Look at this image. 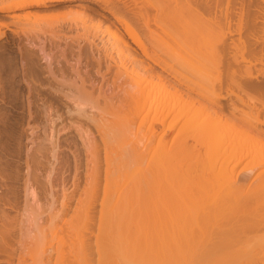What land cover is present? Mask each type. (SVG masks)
Instances as JSON below:
<instances>
[{"label": "bare ground", "instance_id": "6f19581e", "mask_svg": "<svg viewBox=\"0 0 264 264\" xmlns=\"http://www.w3.org/2000/svg\"><path fill=\"white\" fill-rule=\"evenodd\" d=\"M5 1H7V2H5ZM84 1L97 2L99 4V6H101V8L104 11H106V13L108 15H110L112 17L113 21L111 20V22L108 25L109 27L106 26L105 28H108V31H109L108 33L111 36L110 37L108 35V37H110L111 39L113 38L112 40L114 42V45L113 46L110 45L111 48L115 47L114 50L116 52H119V55L116 54V56L117 55L120 56L122 54V53L120 54V52H123L122 55H125V58L127 57L126 62L129 61L128 63H126L124 60V56L122 58L121 57L117 58L118 60L120 58L123 59V62H125L124 64H127V69L125 71L126 72L130 71L131 70L130 68L132 66L130 68H128V65L133 64L134 66L132 69L135 70L136 68H138L137 69L138 71L144 72V73L148 71L150 73V75L148 77L149 79L146 78L147 76L144 77L142 75L144 77L143 79L146 80L145 82H144V80L143 81L136 80V83L133 84V85H135V87L132 88V89H135L134 94L131 93L130 90H129V93L128 92L126 93V90H123V91H125V93L127 94L126 96H128V97H126L124 95L126 97V98L124 97L125 100L121 99V100H123L122 102H120L118 100L120 104L122 103L121 106L125 105L124 107H126L129 104V108L131 109L129 114L132 115V118L130 119L127 116L129 118L127 120V117H126V120H127L126 124H128L127 127H125L126 128V135L128 133L129 136L130 135L132 136L133 135V133H132L133 129H135V128L138 129L135 132L133 140H132V138H130V141L128 142V146H126V148H127L126 150H128L127 152H129V153L123 152L124 149H122V150L120 149L122 152L121 153L118 149L117 151L120 152V155L123 153H126V154L121 155L124 157V159H122L121 156H120L121 159L120 158L116 159L117 164H116V162L112 161L116 165H113L112 162H110V160H108V159H110L111 156L108 155L109 156V157H107L108 159H106V156L104 157V160L105 159L108 160L107 161L108 164L106 163V161H104L107 164V166H106L107 170L106 169L102 170L103 172L106 171V172H104L105 173L104 177L100 174L104 178V180L102 177L97 176V177H100V180L102 179L104 181V185L100 189L97 190V188H96V187L99 188V186H98V182H100V180L98 181L99 178L98 179L95 178L96 175L94 177L95 179L93 178L94 181L97 179V186L94 184V183H96V181L93 182L92 179L89 178L92 181V182L90 181L91 184L93 183L92 186L93 185L96 186L95 187L96 190L92 187H91V189H89L90 191H92L94 189L92 192L93 194L95 193L94 191L98 192L99 190L102 189L101 198H98L100 200V204H98L100 206V207H98L99 212H100L99 213L100 216H98L99 219L97 218L98 224L97 223L95 224L93 222V218H96V214L94 212L97 211V213H98V210H97V208L95 210V207H97V206H96V203H94V200L92 201L91 198H89L93 195V194L91 195L90 191H89L90 194L88 193V194H86V196L91 195V196H87V197L89 198V200H91L93 202V204H95L94 205L95 211H93L94 214L91 213V215H95V216L90 215L91 217H89V213L93 210V209L91 210V207H93V206L89 205L91 203H90V201H88V198H86V196H85V193L88 192L87 188H86V191H83L84 193H82V194H84L83 198L80 197L81 201L78 199V203L80 201V205H82L83 204L82 201L84 199H87L86 201H88V202H86V204H83L84 205L83 207L76 204L75 205L76 208H80V209L76 212L74 211V213H73L74 217L72 214V217L69 218V220L66 219L69 222H67L65 220L67 222V224L68 223L70 224V227H69L70 229L74 228V227L76 228L75 231H74V229L72 231L69 230L72 233H70L68 231L69 234H67V232H66V235L68 236L67 239L69 238L70 234L72 235L73 233H75L79 229L78 226L81 223H83V225L86 222L88 223L87 220L89 218L92 219L91 222H93V223H90V225L95 224L96 225L95 228L97 229L99 234L97 236L94 235V237H92V239L94 240V243H90L88 241H91V240L88 239V241H87L88 237L84 234L81 235L82 233L79 232V233H81V234H79V235H81V238H79V241L76 240L77 237L74 238V243H76V242L77 243H76V247H74L75 244L72 243V245L74 244L72 246L73 250L71 249V246H70V243L72 242L70 240L71 238L68 239V240H70V243L68 242L69 243L68 246H70V247H68V246H66L67 240L65 241V239H63V237H62L61 241L65 243V244H63V248H64V246L69 248L67 250V254H68V252H69V254H70V252L72 253V255H70V256L75 259L74 260L75 264L76 263L77 264H80V263L81 264H90V263H92V264H95V263L96 264H105V262L111 263L112 261L111 262L108 260L106 261V259L111 258V255L114 254L113 252H115L116 248L114 249V245L112 244V242H113V239L115 237H116L115 239L117 240V237L120 235L122 237L120 240L123 241V243L126 246V248H124V250H126L128 248L127 253L128 252L131 253V255L133 257V258H125L127 260V261L126 260L125 261L129 262V263L132 261V263H138V264H264V76H260V78L258 79L260 74L264 75V67L258 68V65L256 66V64H255L256 62L255 61H254L255 63L252 62L254 58L252 59V61H247L249 59V58H246L247 54L245 57H243V59H247L246 60L247 62L243 63V60H241V59H240L241 61L236 60L237 57L235 58V56L233 55L234 54L233 52L229 51L232 54V56H230L229 55L230 53L228 52L229 43H230L229 41H231V39L233 40L232 36H230L231 39L228 36L230 34L232 35V33H233L232 31H235L233 28V27H235V25L233 26L231 24L232 23L231 20H233V19L235 20V18H236L235 14H236V11H238V10L234 11V9H235L234 7L239 6L240 12H237V14H238L237 18L242 20L241 18L245 17L247 20L245 23L246 26H244V27H246L245 28L246 32H245V29H243L244 35L246 33L248 34V37L246 36V38H248V39L254 38V37L259 38L261 36L260 34H262V32H264V31H257L256 28L264 30V0H226V4H227L226 7L228 8V4H229V6H231L234 9H233V12L231 11L232 14H231V12L227 13L225 11V17L224 18L222 17L223 11L221 12V9L219 8V7H221L220 5L222 4L221 2L223 0H154V1L151 0L152 1V2L150 1L151 4L149 2H147L149 4L148 9H151V10H148L147 6L145 7L146 9L142 10V12H140V10H139L140 13H138L137 15H139V19L141 22L138 20V17H137V21L140 23H143L144 27L147 28V29H145L146 31H148V29L150 30V31H148V33L151 32V33H149L150 36L153 34L151 28H149L152 25V24H149L150 22L152 23V21H154L153 24L155 23L158 25V24H160V23H158V22H160L159 19L161 20V22L163 21L164 18L166 20H167V18L169 19V17H167L168 16L167 13H166L167 18L164 16L165 15L164 12H166V10H167L166 9L167 7H165V3H166L167 4L166 6H169V4H170V6L168 8L171 7L172 11L170 10V13H172V15L175 17V19H176V17L177 18L180 17L181 24H182V22H184L185 25H188V24H189V26L191 25V27L188 26L189 28H193L194 27L193 25H195V28H193L194 30L190 29V32L193 34L188 32L189 31L188 27L185 28L184 30H182V31L186 32V37L192 38V36H190V35H194L196 33V35L198 36V35L202 34V32H203L202 35H207V36L212 38V41H214V44H215V48L218 47L217 49H219V51H220L219 53L222 54L223 60H225L224 61L225 64L223 63L221 65V67H219L217 69L214 68L215 70L213 68H212L213 69L212 70L208 66H206L208 69L206 67L204 69H207V71L210 70V71H208V74H207V71L204 72V69L203 70L200 69V71L198 70V74H197L199 76L198 78H197V76L190 73V75H193L191 77L188 74L189 78H191V79H188V77H185V79H184V77H183L184 75H181L180 72H179L180 73L179 74L177 70L175 71L173 65L171 66L170 63L166 64L167 61L165 63V60H167V59L163 60V58H161V56H162L161 54H159V55H161V56H159V55H157V52L155 53L154 51H152V52H154V54H152V52H150L151 54L148 53V51L146 50V47H144L143 44L141 45V43H140L141 40L139 39L140 37H137V34L134 31V29H132V27H130L131 26L130 23L127 20H125L122 15H120L121 13H119V14L117 13L118 11H116V10H121L122 8L119 9V7H118L116 9V7H113V5L111 6V3H109L110 1L108 2V0L106 2L105 1L101 2V0H19V1L16 0V2L10 1V0L9 1L8 0H0V13L6 14V16H9V17L10 16L16 17L17 15H7V13L17 11V10H22V9L27 10L30 8L50 7V6H55V5L60 6V4L80 2V5L83 6V7H81L83 9L82 14H84V16L83 15H81V16L86 17L87 13H89V14L94 13L95 10H94V8H91L89 5L83 4L82 2H84ZM147 1H149V0H147ZM138 4H139V2H138ZM135 5L137 6V4H135ZM143 6H145V5H143ZM149 6H151V7L153 6L152 7L153 9L151 7L149 8ZM213 7H214V9H213ZM198 9H200V10L202 9L203 11H206L209 14V16H211V17H212L211 14L212 13L214 14V21L216 20L215 22H213V24L215 23L214 27L212 26V24H210L213 28L212 27L208 28V26H202L203 24L202 25L200 24L201 19H200V22H199V20L196 21L197 23H199V25H196L195 19L197 20V18L199 17L197 15ZM225 10H227V9L225 8ZM245 10H247L246 13L244 12ZM124 11H126V10H124ZM153 11L155 13H152ZM160 14H163L162 15L163 19H161V17H159V16H161ZM201 14H200V16H201ZM239 14H240V17H239ZM124 15H127V14L124 13ZM231 15L234 16V18L233 19L231 18V20H229L230 19L229 17H232ZM67 16L65 15V17H67ZM193 16L195 17V19ZM33 17H34V15H33ZM69 17H70V15H69ZM73 17H72V19H73ZM87 17H88V15H87ZM217 17H219L221 19L219 20ZM30 18L31 17H29L28 20H30ZM34 18H37V17H34ZM39 18L41 19L39 21L42 22L44 19L51 18V17H46L44 19H42L41 17H39ZM53 18L55 19V17H53ZM60 18L61 17H59L57 19H60ZM105 18H107V17H105ZM165 19H164V21H166ZM175 19H174V21H175ZM180 19H177V20H180ZM258 19L260 22H257ZM47 20H49V19H47ZM172 21H173V17H172ZM37 22L38 21L35 19V24ZM168 22L170 23L169 20H168ZM175 22H177V21H175ZM192 22L195 24H192ZM1 23H3V22H1ZM4 23H6V22H4ZM165 23H167V22H165ZM179 23H180V21H179ZM179 23L177 22V25ZM116 24L119 25V27L123 30V32L119 31L120 29L117 28ZM163 24H164V22H162V24H160L162 26H159V25L158 26H159V28L160 27L163 28V26H164L167 29L166 32H165L166 29L163 30L164 32H162V30H161L162 28H160L161 31L159 30V32H162V35L165 37V35H167V34L164 35V33H168V28L166 27L167 24L166 25L165 24L163 25ZM168 25H170V24H168ZM200 25L202 27H200ZM239 25H240V21H239ZM240 26H242V25H240ZM173 27L175 28V26H173ZM177 27L183 28L182 25L180 27L179 26H177ZM203 27L205 29H203ZM27 28H28V26H27ZM43 28H44V26H43ZM51 28H52V26H51ZM112 28H114L115 30ZM207 28L209 29L210 32L208 31ZM239 29H240L239 30V32H240L241 27ZM254 29L256 31H253ZM86 32H88V31H86ZM91 32H92V29H91ZM97 32L99 34V31H97ZM197 32H199L200 34H198ZM241 34L243 35V33H241ZM1 35H2V33L0 34V36ZM60 35H62V34H60ZM154 35H156V33L153 34L154 39L149 38L151 40V42L153 41L154 44L153 43L152 44L150 43V44L155 46V44H156L155 42H157L156 47L159 50L160 47H158L159 46L158 43L161 44L160 46H162V43H161V41H159V39H157L160 37H158V35H157V38H155L156 36H154ZM162 35H161V37H162ZM75 37H73V38H75ZM93 37H95V36H93ZM261 37H262V39H264V34H262ZM165 38H163V40ZM169 39H167V40H169ZM242 39H239V40L241 41ZM101 40H103V39H101ZM108 40L109 39L107 38V40H105V41H108ZM251 40L253 41V39H251ZM260 40L261 39H259L258 41H260ZM30 41H31V39H30ZM111 41H110V43H111ZM243 41H244V39H243ZM252 41L250 43H248L247 41L246 42L248 45L249 44L252 45ZM113 42H112V44H113ZM165 42H167V41H165ZM261 42L264 43V41H261ZM109 44L107 45V47L109 46ZM135 44L139 45V47H140L139 49L141 50L140 54H141V56H143L144 59L139 57L140 56L139 53H138V55H136V53L138 51L134 50L135 47H133V45H135ZM216 44H219V45H217V47H216ZM231 44H233V43H231ZM253 44H255V41L253 42ZM103 45H105V44H103ZM164 45L165 44H163V46ZM248 45H246V46H248ZM251 45L248 46V49L246 46H245L246 47L245 48L244 45L242 47H243V49H247L250 51V49H252ZM93 46H94V44H93ZM110 46H109V48H110ZM250 46H251V48H250ZM164 47H166V46H164ZM197 47H199V46H197ZM157 48H156V50L155 49H153V50L157 51ZM253 48L255 50L256 47L253 46ZM262 48H264V47H262ZM262 48H261V50H264ZM210 49L211 48H209V50ZM96 50H97V48H96ZM104 50H106V49H103L101 51H104ZM254 50L252 51L253 53L256 51V50L255 51ZM98 51H99V47H98ZM111 51H112V49L109 50V52H110L109 54L112 53ZM134 51H136V53ZM162 51L164 52V49H162ZM249 51H247V53ZM245 52H246V50H245ZM256 52H258V51H256ZM260 52H262V51H260ZM249 53H251V52H249ZM249 53H248V56H249ZM106 54L108 55V52H106ZM113 55H115V54H113ZM113 55L112 56L110 55V56L113 57ZM257 55L258 54H255V56H257ZM191 56H193V55H191ZM258 56H260V55H258ZM258 56H257V58H258ZM261 56H264V55L261 54ZM106 57H109V56H106ZM181 57H182V55H181ZM145 58L150 60V62H152V64L158 66V68L160 67V69L163 70L162 72H164V70H166V71L168 70L171 73L173 72V75L169 73L170 76L171 75L173 76V79H174V73L177 77L179 76L178 77L179 79H177L175 76V78H176L175 80L177 81L178 84L184 85L183 89H184V92H186V93H184V92H182V93L185 95L180 93L183 90L182 87L180 88L181 90H179L178 87H175V85H177V84H175V82H173V84H172L171 82L166 81L165 78H167L168 76H166L165 78L162 77L161 71H159V73L161 72L159 74V73H157L158 72L157 69H156L157 71L153 70L154 68L152 67V65L150 66L152 68L149 67L150 63L145 65L144 61H142V59L145 60ZM259 58H261V59L259 60ZM259 58H258V60L260 62H262V57H259ZM27 59H28V57H27ZM113 59L115 60L116 58L113 57ZM114 60H113V62L116 63V61H114ZM120 60L118 62H121ZM109 62H111V64H112L111 60H109ZM123 62H122V64H123ZM198 63H199V61H198ZM111 64L108 66H111ZM147 65H148V68H147ZM117 66H118V64H117ZM119 66H120V63H119ZM115 67H116V65H115ZM123 67L125 68L126 66H122V68ZM107 68H110V67H106V69ZM118 69L117 70L120 71L121 68H118ZM128 69H130V70H128ZM107 70L109 71V69H107ZM107 70H106V73L108 74ZM134 70L133 71L131 70V71L134 72ZM131 71H130V73H131ZM167 72H165V73H167ZM209 72H212V73H209ZM118 73L119 72H117V75H118ZM201 73H204V74L202 75ZM114 74H116V72ZM126 74L128 75V73H126ZM134 74H136L134 76H138L136 73V70H135ZM39 75H41V74H39ZM102 75H101V77L103 78V80L101 81V83L104 81V77H105ZM117 75H114L116 78H113V79L117 80L120 77V76L117 77ZM147 75H148V73H147ZM180 75L183 79L180 77ZM134 76L131 73L130 78L131 77L135 78ZM133 78L131 80L134 83L135 81H133ZM195 78H196V80H195ZM36 79H38V78H36ZM140 79L142 80V78H140ZM63 80H64V78H63ZM116 80H115V82H116ZM171 81H173V80H171ZM115 82L113 81L112 84L113 83L115 84ZM157 82H159V83L162 82L160 84L163 86V90L161 87L160 88L158 87L157 89H155ZM30 83H32V82H30ZM60 83H62V82H60ZM108 83H109V81H108ZM159 83H158V85L161 86ZM102 84H101V87H102ZM61 85H65V84L62 83ZM118 85H120V84L118 83ZM129 85H132V84H129ZM133 85L131 87H133ZM110 86L113 87V85H110ZM115 87H116V84H115ZM121 87H122V85L119 86L120 89H122ZM81 88H82V86H81ZM117 89H118V87H117ZM164 89L167 91H165ZM114 90H115V88H114ZM79 91L80 90H78V94H79ZM162 92L165 94L163 95ZM100 93H101V91H100ZM120 94H124V93H120ZM191 94H194V96L196 95L195 96L196 98L194 96H192ZM63 95H65V94H63ZM75 95L76 96L73 95L74 100H77V98H79V97H77L78 96L77 94H75ZM182 95L184 96V98L186 96V98L185 99L182 98L183 97ZM99 97H101V96H99ZM191 97H193L195 99H193ZM71 98H73V97H71ZM91 98L92 97H90V99ZM82 99L80 100L81 102L84 101V100L82 101ZM127 99H129V100H127ZM110 101L113 102L112 100H110ZM89 102H91V100ZM94 102H96V101H94ZM78 103L79 102H77V104H75V105H77V107H80L81 105H79ZM84 103H85V101H84ZM116 106H117L116 108L114 106H112V107H114L116 110L119 109L120 105L119 106L116 105ZM77 107H76V109H77ZM86 108H87V106H86ZM93 108H96V107H93ZM122 108H123V106H122ZM109 109H111L110 106H109ZM109 109H108V105H107V110L104 109L101 111H103V113H105ZM120 109H121V107H120ZM82 111L84 113L85 108H84V110L83 109L81 110L79 108V110L77 111V115L83 116ZM79 112L82 115H80ZM110 112L111 111L109 110L108 113L110 114ZM113 112L114 111L111 112L112 115L117 114V112L116 113H113ZM121 113H122V111H121ZM87 114L88 113L86 111V115ZM118 114H119V112H118ZM123 114H124V111H123L122 115ZM99 115H101V114H99ZM117 115H115V116H117ZM90 116H91V114H90ZM104 116H105V114H104ZM93 117H96V116L94 115ZM96 118H98V116ZM118 118L121 119L122 117L120 116ZM89 119H90V117H89ZM136 119H138V120L140 119L138 121V123H137ZM99 120L103 121L102 118H99ZM108 120H109V118H108ZM124 120H125V118H124ZM118 122H119V120H118ZM107 123H109V122H107ZM110 123H111V121H110ZM98 124H99V122H98ZM119 126L120 125H118V127ZM133 126H134V128H133ZM104 127H105V125H104ZM106 127H107V125H106ZM114 127H116V126L113 125V128ZM119 130H120V128H119ZM109 132L110 131H108V133ZM110 133L114 134V132H110ZM110 133L108 134L109 136H110ZM123 133L124 132L122 131V134ZM105 134H106V132H105ZM102 135L105 136L104 134H102ZM111 136H113V135H111ZM111 136H110V138H111ZM118 136L115 135L114 138L116 139V137H118ZM105 137H107V136H105ZM125 137H122V138L125 139ZM104 139L106 140V138H104ZM109 139L107 141H109ZM115 139H114V141H115ZM111 140H113V138ZM116 141H117V139H116ZM121 141L119 140V142H117V143L121 144V146L124 148V146H125L124 144H126L127 140H125L126 142L124 141L125 143L123 145H122V143H120ZM116 145L117 144L115 143L114 148H122L120 145L118 147H116ZM105 146H107V147H105ZM105 146L104 147L106 149L109 148L108 147L109 145H105ZM105 148H104V150H105ZM111 148H112V146L110 147V151L113 152L114 150L113 149L111 150ZM108 151H109L108 149L106 151H103L106 153V154L104 153V155H107V153H110ZM117 151H115V153H117ZM110 154H112V153H110ZM118 155H119V153H118ZM116 156H117V154H114V152H113V158ZM114 160H115V158H114ZM96 162H98V161H96ZM98 165L99 164H96V167ZM103 165H104V163H103ZM112 165L114 167H112ZM93 166H94V163H93ZM108 166H110L111 168L109 167V169H108L107 168ZM92 169H91V171H92ZM94 169L96 170V168H94ZM99 169L101 170V168H98L97 171H95V170L94 171L100 172V171H98ZM92 172H91V175L89 173L91 178L93 176ZM95 172L93 174H95ZM10 174H12V173H10ZM90 182H89V185L91 186ZM100 183H99V185H100ZM7 185H9V184H7ZM99 193H100V191H99ZM94 196H96V194H94ZM92 198H93V196H92ZM95 202L98 203L97 200H95ZM77 206H80V207H77ZM1 211H3V210H1ZM75 213H76V215H75ZM115 214L117 215V218L115 217L116 219L113 218ZM112 215H113V217H112ZM58 216H60V215H58ZM111 217H112V219H111ZM72 218H74V219H72ZM0 219H2L5 222V223L3 222L4 224H6V221L4 218H0ZM52 219H54V218H52ZM71 219H72V221H71ZM2 220L0 222L1 225H3ZM65 221H64V227L65 228L63 227V222H62V225H59V226L57 225L58 226L57 228H59V227H61L62 229L64 228L65 231L67 229H69L68 225H67V227L65 226L66 225ZM112 222H113V224H112ZM50 223H51V221H50ZM75 224H76V226H73ZM83 225H81V226H83ZM86 225H85V228H86ZM1 228L2 227H0V230L2 231V232H0V250L2 249L1 243L7 237L8 238L6 240L10 239L9 238L10 236H8L7 234L4 233V232H6V233L8 232L6 230L7 228H2V229ZM85 228L83 229L84 231L86 230ZM89 228H90V226H89ZM3 229H4V232H3ZM62 229H61V231H62ZM90 229H92V228H90ZM11 231L12 230H10L9 232L11 233ZM106 231L113 232V234L111 233L112 235H110L111 237L108 236L109 234H106L105 238H104L103 234ZM86 232H87V230H86ZM6 235H7V237H5ZM74 235L78 236V233L74 234ZM113 235L114 236L116 235V236L113 237ZM83 236H86V238ZM71 237H73V236H71ZM118 238H120V237H118ZM75 240H76V242H75ZM104 241H107L106 243L108 244V247L110 248V249L108 248L109 249L108 251L104 250L105 248H102L103 247L102 245L105 244ZM5 242L6 241H4V243ZM5 244L8 246L13 245V244L11 245V243L8 244V242ZM61 248H62V246H61ZM119 248H120V246H119ZM4 249H5V247H4ZM57 249H56L58 252L57 255L62 250H64V249L60 250V247ZM147 249L149 250L150 253L147 251ZM70 250H72V251H70ZM119 250H121V249H119ZM3 252L4 251H2V253ZM7 253L9 254V252H7ZM67 254H65V255H67ZM65 255H64V257H65ZM131 255H130V257H131ZM10 256H12V255H10ZM10 256L8 258H10ZM57 257H56V259H57ZM64 257H63V253H62V258H61V253H60V258H58L59 264H61L60 261H63L65 259ZM113 257L116 258V256H114V255H113ZM66 258H67V256H66ZM68 258L66 259V262H67ZM88 258H89V260H92L90 258H93V261L88 262L89 261ZM94 258H96V259H94ZM114 258H113V263H111V264H114V261H116ZM70 260H72V259H70ZM110 260H112V259H110ZM121 261L123 262L122 258H121ZM55 262L57 263V260H55ZM69 262H71L70 264H73L72 261H69ZM126 262L125 263L123 262V263L126 264ZM116 263L117 262H115V264ZM132 263H130V264H132Z\"/></svg>", "mask_w": 264, "mask_h": 264}, {"label": "rangeland", "instance_id": "374dc122", "mask_svg": "<svg viewBox=\"0 0 264 264\" xmlns=\"http://www.w3.org/2000/svg\"><path fill=\"white\" fill-rule=\"evenodd\" d=\"M10 1L16 2V0H10ZM102 1L106 2L107 0H101V2ZM150 1L151 0H149V1H147V0H108V2L111 3V6L113 5V7H116V9L118 7H119V9L122 8L121 10H116V11H118L117 13L118 14L121 13L120 15H122L123 18L130 23V25H131L130 27H132V29H134V31L137 34V37H140L139 38L141 40L140 43H141V45L143 44V46L146 47V50L148 51V53L154 51L155 53L157 52V55L161 54L162 56L161 55H159V56H161V58H163V60L167 59V60H165V63L167 61L166 64L170 63L171 66L173 65L175 71L177 70L178 73L180 72L181 75H184L183 76L184 79H185V77H188V79H191V78H189L190 73L197 76V78H198L199 77L197 75L198 70L199 71H200V69L203 70L206 66H208L210 69H212V68L217 69V68L221 67V65L224 63L225 60H223L222 54H220L219 49H217L218 48L217 45H219V44H216L217 48H215V44H214V41H212V38L207 36V35H202L203 32H202V34L197 32L201 36L200 35L197 36L196 33L194 35H190V36H192L193 39L191 37L190 38L186 37V32H184L182 30L187 28L189 26V24L185 25L184 22H182V24H181L180 17H178V18L176 17V19H175V17L172 15V13H170L171 7L168 8L170 6V4H169V6H166L167 4L165 2H164L165 7H167L166 8L167 10L168 9L169 10L168 11L166 10V12H164L165 13L164 16L166 17L168 15L167 17H169V19L166 17L167 20L164 18L166 20V21H164V19L162 18L163 14H160L161 16H159V17H161V19H163L162 22H164L165 25L167 24L166 27L168 28V33H164V35L167 34L168 36L165 35V37L166 38L168 37L167 39L170 38L169 39L170 41L167 40L162 35V32H164L163 30L166 29L164 26H163V28L160 27V28H162L161 29L162 32H159V30H160L159 26H162V25H160V24H162V22L159 19V21H160V22H158V23H160V24H158L159 26L155 23L153 24L154 21H152V23L151 22L149 23V24H152L151 27H149V28H151L153 34L156 33V35H154V36H156L155 38H157V35L162 40H163V38H165L164 40L167 42H165L164 40L162 41L160 38H157V39H159V41H161L162 46H163V44H165L164 46H166V47H164V46L162 47V46H160L161 44L158 43V45H159L158 47H160L158 50V48L156 47L157 42H155V41H154L156 43L155 46L151 45L153 43V41L151 42L150 39H154L153 34L150 36L149 33H151V32L148 33V31H150V30L149 29H148V31L145 30L147 28L144 27L143 23H140L141 21L139 19V15H137L138 13L142 12L143 9H146L145 8L146 6L148 9L149 4L147 2H149L151 4L152 1L151 2ZM5 2H7V1H5ZM138 2H139V4H138ZM82 3L85 5H89L91 8H94L95 12L90 13V14L87 13L88 17L86 14H85L86 17H83L84 16V14H82L83 9L81 8L83 6L80 5V2H75V3L73 2V3L60 4V6L55 5V6H50V7L30 8L27 10L22 9V10H17V11L7 13V15H17L16 17H11V16L9 17V16H6V14L0 13V34L2 33V35L0 36V133H1L0 134V144H1L0 145V149H1L0 150V166H1L0 167V179H1L0 180V187H1L0 188V218H4L6 221V224H4L5 222L2 219H0V222H1V220H2V223L4 222L3 225H1V223H0V227L7 228L6 230L8 232L7 233L4 232V229H3V232L5 234H7L8 236H10L9 237L10 239H8L9 241L6 240L8 238L7 235L5 236V237H7L4 240V241H6L5 243L8 242V244H10V243H11V245L13 244L12 246L9 245L10 246L9 247L8 245H6L4 243V241L1 243V246H2L1 248L3 249V250L2 249L1 250L4 251L3 252L4 254L0 250V252H1L0 253V264H59L58 258H60V253H61V258H62V253H63V257L65 254H67V250L69 248H67L66 246H68V244L70 243V240L72 241L70 243L71 249L73 248L72 246L74 244H75L74 247H76V243H77L76 240L79 241V238H81V235H83V234L88 237L87 241H88V239L91 240L88 242L94 243V240L92 239V237H94V235L97 236L99 234V232L95 228V226H96L95 224L96 223L98 224V219H99L98 216H100V214H99L100 212L98 209V207H100L98 205V204H100V200L98 198H101V195H102V192H101L102 189L99 190L100 193H99V191L98 192L94 191L95 192L94 194H96V196H94V194L92 193L93 190L95 189V187L97 186V179L99 178L98 179V181H99L100 177H102V176L104 177V174H105L104 172H106V171L103 172L102 170L106 169V166L108 164L107 163L108 160H110V162H112V161L116 162V159L120 158L121 155L129 153V152H127L128 150H126L127 149L126 146H128V142L130 141V138H132V140H133L135 132H136V130H138L136 128L133 129V131H132L133 135L132 136L131 135L129 136L128 133L126 135V128L125 127H127V125H128V124H126L127 120L129 118L130 119L132 118V115L129 114L131 109L129 108V104L128 105L126 104L127 105L126 107H124L125 105H122L123 106V108H122V106H121L122 103L120 104L119 101L122 102L123 100H125L124 97L127 95L126 94L127 92L129 93V90L131 93L134 94L135 89H132V88L135 87V85H133V84L136 83V80H140V81L144 80V82H145L146 80L143 78L146 76H147L146 78H148L150 73L148 71L145 73L140 72L137 70L138 68H136L135 70H136V73L139 77L134 76V75H136V74H134L135 70L132 69L134 65L129 64L128 68H130L132 66L130 69L132 71L134 70V72H132L130 69H128V70H130L131 73L133 74V76L135 77V78H133V77L130 78L131 73H130V71H128V72L125 71L127 69V64H124L127 60V57L125 58V55H122L123 52H120V54L121 53L122 54L120 56H118L119 52H116L114 50L115 47L111 48V46H110V45H112V46L114 45V42L112 40L113 38L112 39L110 38L111 36L108 33L109 32L108 28H105V27L106 26L109 27L108 26L109 23L111 22V20L113 21L112 17L110 15H108L106 13V11H104L101 8V6H99V4L97 2L84 1ZM221 3H222L220 5L221 7H219V6L218 7L221 9V12L223 11L222 12L223 18L225 17V11L227 13L231 12V11L233 12L234 8H235L234 11L238 10V11H236V14L234 13L235 17H236L235 20L233 19L234 16L231 15L232 17H229L230 18L229 20H231V18L233 19V20H231L232 21L231 24L233 26L235 25V27H233L235 31L231 30L234 34L232 33V35L230 34L228 36V37L232 36V38H233V40H232L230 37L231 41H229L230 43H229L228 52L229 51L233 52L234 53L233 55L235 56V58L237 57L236 60H238V61L243 60V63L244 62L246 63L247 61H252V59L254 58L252 62L253 63L256 62L255 64H256V66L258 65V68L264 67V56H261V54L264 55V50H261V48L264 47V43L261 42V41H264V39H262V37H261L262 34H264V32H262V34H260L261 38L260 37L259 38L254 37V38H249V39L246 38V36L248 37V34L246 33L244 35L243 29L246 28L244 26H246L245 23L247 20L245 17L241 18L243 21L240 20L239 18H237L238 17L237 12H240L239 6H237V7L235 6L234 8H232L228 4V8L230 7L232 9L231 10L230 8L228 9L226 7V5H227L226 0H223ZM135 4H137V6ZM143 5H145V6H143ZM138 6L139 7L141 6V7L139 8ZM150 7L151 6H149V8ZM225 8L227 10H225ZM213 9H214V7H213ZM124 10H126V11H124ZM139 10H140V12H139ZM148 10H151V9H148ZM198 10H197V15L199 16L198 17L199 19L197 18V20H196L195 17L193 16L195 19L196 25H199V23H197L196 21L199 20V22H200V19H201L200 24L201 25L203 24L202 26H208V28L212 27V26L214 27L215 23L213 24V22L216 21V20L214 21V14L212 13L211 14L212 17H211V16H209V14L206 11H203L202 9L201 10L203 12L200 9H198ZM154 11L152 13H155ZM246 11L247 10H245L244 12L246 13ZM123 12L127 15H124ZM232 12H231V14H232ZM166 13H167V15H166ZM200 14H201V16H200ZM33 15H34V17H37V18H34ZM65 15L66 16L68 15V16L65 17ZM69 15H70V17H69ZM81 15H83V16H81ZM29 17H31L30 20H28ZM39 17H41L42 19H44L46 17H51L52 19L46 18L42 22H40L39 20H41V19ZM53 17H55V19ZM59 17H61V18L57 19ZM72 17H73V19H72ZM105 17H107V18H105ZM137 17H138V20L140 22L137 21ZM172 17H173V21H172ZM239 17H240V14H239ZM217 18L219 20L221 19L219 17H217ZM35 19L38 21L36 24H35ZM47 19H49V20H47ZM174 19L178 23L180 21V23L177 25V22H175ZM177 19H180V20H177ZM168 20L170 21V23L168 22ZM239 21H240V25H242V26L239 25ZM1 22H3V23H1ZM4 22H6V23H4ZM165 22H167V23H165ZM257 22H260L259 19ZM195 23L192 22V24H195ZM168 24H170V25H168ZM210 24H212V26ZM116 25H117V28L120 29L119 31L123 32V30L119 27V25L118 24H116ZM172 25L175 26V28ZM181 25L183 26V28L180 27ZM201 25H200V27H202ZM27 26H28V28H27ZM43 26H44V28H43ZM51 26H52V28H51ZM177 26H179L180 28H178ZM193 26H194L193 28H195V25H193ZM239 26L241 27L240 32L243 33V35L239 32V30H240ZM189 27H191V25ZM189 27H188V30H189L188 32H190V29L191 30L193 29V28H189ZM91 29H92V32H91ZM112 29H114V28H112ZM203 29H205V28L203 27ZM256 30L257 31H264V30H261L259 28H256ZM256 30L254 29L253 31H256ZM86 31H88V32H86ZM97 31H99V34ZM166 31H167V29L165 30V32ZM208 31H209V29H208ZM245 32H246V29H245ZM60 34H62V35H60ZM191 34H193V33H191ZM108 35L110 37H108ZM161 35L163 38L161 37ZM93 36H95V37H93ZM68 37L69 38L71 37V38L69 39ZM73 37H75V38H73ZM241 37L244 39V41L246 40L248 43H250L252 41L251 39H253L252 45L251 44H249V45L252 46L253 50H254L253 46H255L257 48V49L255 48V50L258 52H256L254 50L255 51L254 53L260 55V56L257 55L258 58L262 57V62L259 61L261 58H259V60H258L257 56H255V54L252 52L253 50L250 49L251 46L249 48L250 51L247 50L249 45L247 44L246 41L244 42ZM100 38L103 39L104 41L101 40ZM107 38L110 41L112 40L111 43L109 40L105 41V40H107ZM30 39H31V41H30ZM239 39H242V40L240 41ZM259 39H261V40L258 41ZM254 41H255V44H253ZM112 42H113V44H112ZM231 43H233V44H231ZM93 44H94V46H93ZM103 44H105V45H103ZM108 44H109L110 48L112 49L111 54H109L110 53L109 50H111V49L109 48V46L107 47ZM137 45L138 44L133 45V47H135V49L134 48L133 49L138 51L137 53H136V51H134V52L136 53V55H138V53H139V55H140L139 57L143 58V56H141V54H140V51H141L139 49L140 47H139V45L138 46ZM243 45H244V47L246 45H248V46H246L247 49H243V47H242ZM197 46H199V47H197ZM98 47H99V51H98ZM155 47L157 48V51H155L156 50ZM96 48H97V50H96ZM209 48H211L210 49L211 51L209 50ZM103 49H106V50L101 51ZM153 49H155V50H153ZM162 49H164V52L162 51ZM262 49H264V48H262ZM245 50H246V52H245ZM247 51L251 52V53L248 52L249 56H248ZM260 51H262V52H260ZM106 52H108V55L106 54ZM154 52H152V54H154ZM113 54H115V55H113ZM116 54H118V55L116 56ZM246 54H247V56H246ZM110 55L111 56L113 55V57L116 59L114 60L113 57H111ZM181 55H182V57H181ZM191 55H193V56H191ZM229 55L232 56L231 53ZM106 56H109V57H106ZM123 56H124L125 62H123V59H121ZM245 56H246V58H249V59L248 60L243 59V57H245ZM27 57H28V59H27ZM119 57H121L120 58L121 60L119 59L121 62H118L119 60L117 58H119ZM107 58L112 61V64H111V62H109V60ZM143 59H142V61H144V64L146 65V64L150 63L149 67L152 65V67L154 68L153 70H155V71L158 70L157 73H159V71H161V72L163 71L160 69V67L158 68V66L152 64V62H150V60H148L146 58H145V60H143ZM113 60L116 61V63L118 62L117 63L118 66L120 63V66L122 65V66H126V67L125 68L123 67L124 69L122 68V66L118 67L117 64L115 62H113ZM198 61H199V63H198ZM122 62H123V64H122ZM128 62H126V63H128ZM110 64L112 67L108 66ZM114 64L116 65V67ZM106 67H110V68H107V69H109V71L106 69ZM152 67H150V68H152ZM118 68H121L120 71H118L119 70ZM147 68H148V65H147ZM207 69H204V72H206ZM106 70L108 71V74L106 73ZM167 71L164 70V72H162V74H161L162 77L165 78L166 76H168L167 78H165L166 81L171 82L172 84H173V82H175V84H177V85H175V87H178L179 90H181L180 89L181 87L183 89L184 85L178 84L177 81L175 80L176 78L179 79L178 78L179 76L177 77L174 73V79H173V76H172L173 72L171 73V72H169V71L167 72ZM208 71H210V70H208ZM208 71H207V74H208ZM115 72H116V74H114ZM117 72H119L118 75H117ZM165 72H167V73H165ZM212 72H209V73H212ZM126 73H128V75ZM147 73H148V75H147ZM169 73L172 75L170 76ZM39 74H41V75H39ZM201 74L203 75L204 73H201ZM101 75L105 76L104 81L102 82L103 84L101 83V81L103 80ZM114 75H117V77H119V76L120 77L116 80V79H113V78H116ZM181 75H180V77H181ZM193 75H190V76L192 77ZM175 76H176V78H175ZM260 76H264V75L260 74L258 79L260 78ZM36 78H38V79H36ZM63 78H64V80H63ZM132 78H133V81H135L134 83L131 80ZM140 78H142V80ZM115 80H116V82H115ZM171 80H173V81H171ZM195 80H196V78H195ZM108 81H109V83H108ZM113 81L115 82L116 87H115L114 83L112 84ZM30 82H32L33 84ZM60 82H62L65 85H61L62 83H60ZM118 83L120 85H118ZM158 83L159 82H157V84H156L157 87L155 86V89H157L158 87L159 88L161 87L163 90V86L160 84L162 82L159 83L161 86H159ZM101 84H102V87H101ZM109 84L113 85V87L110 86ZM129 84H132L133 87H131L132 85H129ZM121 85H122V87H121L122 89L119 88V86H121ZM81 86H82V88H81ZM117 87H118V89H117ZM114 88H115V90H114ZM78 90H80L79 94H78ZM123 90H126V93ZM100 91H101V93H100ZM165 91H167V90H165ZM182 92H184V89L180 93H182ZM74 93L78 95L77 97H79V98L76 97L77 100H74V96H76ZM120 93H124V94H120ZM184 93H186V92H184ZM63 94H65V95H63ZM164 94L165 93H163V95ZM183 95H185V94H183ZM191 95L194 96V94H191ZM99 96H101V97H99ZM71 97H73V98H71ZM90 97H92V98L90 99ZM126 97H128V96H126ZM80 98L81 99L83 98L82 101L84 100L85 103H84V101L81 102ZM182 98H184V96ZM185 98H186V96H185ZM191 98H193V97H191ZM195 98H193V99H195ZM121 99H123V100H121ZM90 100H91V102H89ZM93 100L96 102H94ZM110 100H112L114 103L111 102ZM127 100H129V99H127ZM77 102H79L78 104L81 105L80 107H77V105H75V104H77ZM107 105H108V109H109V106L111 107V109H109L111 112L114 111L113 113L117 112V114L119 112V114H120L121 111H122V113L124 111L125 115L123 114L124 115L123 116L121 113L120 115L115 114V115H117V116H115V115H112L111 112L109 114L108 113L109 110L107 112L104 111L105 113H103V111H101V110H104V109L107 110ZM116 105H118V106L120 105L119 109L121 107V109H120L121 111L119 109H117L118 111L115 109L117 107ZM86 106L88 109L86 108ZM112 106H114L115 108ZM76 107H77V109H76ZM93 107H96L97 109L93 108ZM79 108L81 110L82 109L84 110V108H85L84 113L82 111L83 116L77 115V111L79 110ZM86 111L88 113L87 115H86ZM82 114L80 113V115H82ZM90 114L92 117L90 116ZM99 114H101V115H99ZM104 114L106 117L104 116ZM94 115L96 117L98 116V118L93 117ZM120 116L122 117L121 119L118 118ZM89 117H90V119H89ZM126 117H127V120H126ZM99 118H102L103 121L99 120ZM108 118H109V120L111 119L110 120L111 123L108 120ZM124 118H125V120H124ZM118 120L120 123L118 122ZM136 120L138 123V121L140 119L139 120L136 119ZM106 121L109 122L110 124L107 123ZM98 122H99V124H98ZM104 125H105V127H104ZM106 125L108 128L106 127ZM113 125L116 126V127H114L115 129L113 128ZM118 125H120L121 127L120 126L118 127ZM119 128H120V130H119ZM133 128H134V126H133ZM104 131L106 132V134ZM108 131L114 132V134H111L109 132L110 136L113 135V136H111V138L108 135L109 134ZM122 131L125 134L124 133L122 134ZM102 134H104L107 137L103 136ZM115 135H117V136L119 135L118 137H116L117 141L114 138ZM122 137H125V139ZM104 138H106V140ZM107 138L109 139V141H107L108 140ZM112 138H113V140H111ZM114 139L116 142L114 141ZM119 140L120 141L122 140L120 142V143H122V145L126 142L125 140H127L126 144H124L125 145L124 148L121 146V144L117 143V142H119ZM114 142L117 144L116 147H118L120 145L122 148H114V145H115ZM105 145H109L108 146L109 148H107V149L109 150L108 152H110L112 154L107 153V155H104L105 152H103V151L107 150L105 148L107 146H105ZM111 146H112L111 150L113 149L114 154H117V156L114 157L115 160L113 158V152L110 151ZM104 148H105V150H104ZM118 149L120 152L122 149H124L123 152H126V153H123L120 155V152L117 151ZM115 151H117V153H115ZM118 153H119V155H118ZM108 155L111 156L110 159L107 158V157H109ZM105 156H106V159H108V160H106V159L104 160ZM121 158L124 159L123 156H121ZM96 161H98V162L100 161V162L98 163ZM104 161H106L107 164ZM93 163H94V166H93ZM95 163L99 164L97 167L101 168V170L100 169L98 170L100 172H95L98 169L96 167ZM103 163H104V165H103ZM112 164L116 165L117 162H116V164L112 162ZM113 165H112V167H114ZM110 166H108L107 168L109 169ZM92 168L93 169L96 168V170L94 169L95 170L94 171ZM91 169L93 172L91 171ZM91 172L93 175L92 178L90 177ZM94 172H95V174H93ZM10 173H12V174H10ZM89 173H90V175H89ZM95 175H96V177H95ZM97 176H100V177H97ZM94 177L97 178L95 180L96 183H94L96 186H94V185L92 186L93 183L91 184L92 181L95 182L93 180ZM89 178L92 179V181ZM103 180H104V178H103ZM103 180L102 179L100 180V182L102 181L101 183L98 182L99 188L96 187L97 190L100 189L104 185ZM89 182H90L91 186L89 185ZM99 183L101 186L99 185ZM7 184H9V185H7ZM91 187L94 188L92 191L89 190V189H91ZM86 188L88 189V192L85 193V196L90 191L91 195L93 194L92 195L93 198L91 195H87V196H91L89 198H91L92 201L94 200V203H96V206H97V207H95V210L97 208L98 213H97V211L94 210L95 204H93V202L91 200H89V198L86 196V198H88V201H90V203H91V204H89V203L88 204L90 206H93V207H91V210L92 209L93 210L89 213V217L95 216V215H91V213L96 214V218L92 217L93 222L95 224L90 225V223H93V222H91L92 219L89 218L87 220L88 223L86 222L84 225H83V223H81L78 226L79 229L75 233H73L72 235L70 234L73 237H71L69 235L68 239H70V238L71 239L68 240L67 239L68 236L66 235V232H67V234H69L68 233L69 230L72 231L74 229V231H75L76 228L74 227V228L70 229L69 228L70 224L69 223L67 224V222H69V221H67L66 219L69 220V218L72 217V214L74 213V211L76 212L80 209V208H76L75 205L76 204L80 205V201H81L80 197L83 198L84 194H82V193H84L83 191H86ZM78 199L80 200L79 203H78ZM84 200L82 202H83V204H86V202H88V201H86L87 199H84ZM95 200H97L98 203L95 202ZM83 204L80 206L83 207L84 206ZM80 206H77V207H80ZM1 210H3V211H1ZM93 211H95V212L93 213ZM58 215H60V216H58ZM75 215H76V213H75ZM73 217H74V214H73ZM112 217H113V215H112ZM112 217H111V219H112ZM115 217L117 218L116 214L114 215L113 218H115ZM52 218H54V219H52ZM72 219H74V218H72ZM72 219H71V221H72ZM50 221L52 224L50 223ZM64 221L66 222L65 226L67 227V225H68V228H69L66 231L64 229L65 228L64 227ZM62 222H63L64 228L63 229L61 227H59L60 229L57 228L59 225H62ZM112 224H113V222H112ZM81 225H83V226H81ZM85 225H86V228H85ZM73 226H76V224ZM89 226L92 229H90ZM84 228L87 230V232H86V230L85 231L83 230ZM61 229H62V231H61ZM10 230H12L11 233L9 232ZM0 232H2V231L0 230ZM79 232H81L82 234ZM109 232L110 231H106L103 234L104 238H105L106 234H109L108 236L113 234V232H110V233ZM70 233H72V232H70ZM77 233H78V236L74 235ZM79 234H81V235H79ZM86 236H83V237L86 238ZM115 236L113 235V237H115ZM62 237H63V239H65V241L67 240V243H66L67 245L64 246V248H63V244H65V243L61 241ZM75 237H77V239L75 240L76 243H74ZM118 237H120V238H118ZM118 237H117V240L115 239L116 238L115 237L113 239V242H112V244L114 245V249L116 248L115 252H113L114 254L111 255V258L106 259V261L107 260L110 262L112 261L111 263H113V258H114L113 255L116 256V258H114L116 260V261H114V264H115V262H117L116 264H120V263L122 264L123 262L125 263L127 261L125 258H133L131 253H129V252H128L129 254L127 253L128 248L126 250H124V248H126V246L123 243V241L120 240L122 237L120 235ZM104 242H105V244L102 245L103 246L102 248H105L104 250L108 251L110 248L108 247V244L106 243L107 241H104ZM72 243H74V244L72 245ZM60 245L62 246V248ZM70 246H68V247H70ZM119 246H120V248H119ZM4 247H5V249H4ZM59 247H60V250L61 249H64V250H62L57 255V253H58L57 248H59ZM119 249H121V250H119ZM72 250H70V251H72ZM147 251L149 252L148 249H147ZM7 252H9V254ZM68 254H69V252H68ZM68 254L65 255V257H64L65 259L63 261H60L61 264H63V263L64 264H66V263L70 264L71 262H69V261H72L73 264H75L74 263L75 259L70 256V255H72V253L70 252V254L69 255ZM10 255H12V256H10ZM130 255H131V257H130ZM9 256H10V258L11 257L12 258L11 259L8 258ZM66 256H67V258L70 256L68 258L67 262H66V259H67ZM56 257H57V259H56ZM121 258H122L123 262L121 261ZM54 259L57 260V263L55 262ZM70 259H72V260H70ZM90 259H92V260H89V258H88V260H89L88 262L93 261V258H90ZM94 259H96V258H94ZM110 259H112V260H110ZM106 263L107 262H105V264ZM111 263L108 262L107 264H111ZM128 263L129 262H126V264H128ZM130 263H132V261ZM90 264H92V263H90ZM132 264H138V263H132Z\"/></svg>", "mask_w": 264, "mask_h": 264}]
</instances>
